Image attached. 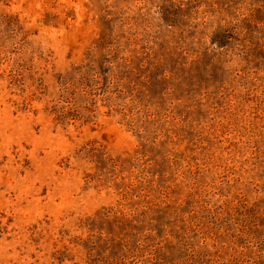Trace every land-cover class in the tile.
Returning <instances> with one entry per match:
<instances>
[{
  "label": "rangeland",
  "instance_id": "obj_1",
  "mask_svg": "<svg viewBox=\"0 0 264 264\" xmlns=\"http://www.w3.org/2000/svg\"><path fill=\"white\" fill-rule=\"evenodd\" d=\"M0 264H264V0H0Z\"/></svg>",
  "mask_w": 264,
  "mask_h": 264
}]
</instances>
